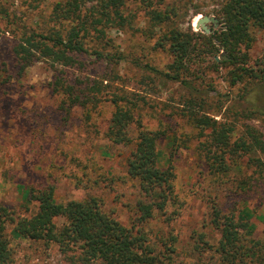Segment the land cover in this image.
<instances>
[{
  "label": "rangeland",
  "instance_id": "1",
  "mask_svg": "<svg viewBox=\"0 0 264 264\" xmlns=\"http://www.w3.org/2000/svg\"><path fill=\"white\" fill-rule=\"evenodd\" d=\"M55 1L0 0V9H7L12 20V24H6L0 17V78L9 79L0 84V202L18 215L29 214L35 208L25 206L21 188L44 183L53 184L55 200L60 203L95 197L123 225L145 233L159 264H210L217 258L207 247L216 245L220 234L209 217L212 200L227 212L237 214L244 209L243 219L249 224L251 236L264 238V152L253 154L263 163L261 175H250L256 167H245V156L233 164L228 175L216 177L204 160L207 153L199 147L210 129L200 136L198 128L181 113L187 97L194 96L199 101L197 110L235 126L231 140L245 133L247 127H254L264 141V96L255 97L259 89L254 88L255 82L249 80L246 89V79L232 85V66L220 63L223 50L192 62L188 78L193 87L164 79L160 71H167L171 55L155 44L157 27L150 26L148 8L138 0L125 3L128 23L107 31L111 42L100 49L104 56L89 51L69 67L35 60L21 69L13 51L21 34L19 28L52 25L49 14ZM220 2L164 0L155 6L176 12L169 17L167 27L191 26L205 33L195 29V21L205 14L215 16ZM206 25L218 29L221 23L218 21L216 27L211 22ZM252 36L247 66L260 73L264 70V29L253 28ZM57 75L80 86H101L103 98L89 111L88 118L79 106L68 115L58 109L63 97L52 88ZM113 93L134 104L133 121L127 128L132 138L139 126L164 132L157 141L159 164L172 166L175 176L177 203L169 205L165 215L142 223L136 221V202L141 193L136 180L126 173L132 142L116 144L106 137L115 108L106 97ZM248 175L253 176V187L234 192L232 184ZM62 222L61 218L56 220L58 225ZM11 228H7L10 264H83L77 250L63 251L56 243L16 237ZM201 233L203 240L198 237Z\"/></svg>",
  "mask_w": 264,
  "mask_h": 264
},
{
  "label": "trees",
  "instance_id": "2",
  "mask_svg": "<svg viewBox=\"0 0 264 264\" xmlns=\"http://www.w3.org/2000/svg\"><path fill=\"white\" fill-rule=\"evenodd\" d=\"M127 1L56 0L49 14L52 25L19 28L21 34L13 47L19 67L23 69L35 60L69 67L77 62L80 55L89 51L97 57L104 56L100 49L111 42L107 31L121 29L128 23L124 11ZM163 1L138 0L148 8L146 13L150 26L157 27L155 44L171 55L167 71H160L164 79L193 87L188 78L192 73V62L197 59L202 61L206 56L223 50L226 58L220 63L232 66L229 70L231 84L246 79V89L249 80H253L254 88H259L255 91L252 86L255 97L264 96V70L257 73L247 66V50L253 41L252 29H264V0H221L215 10V17L221 26L218 29L210 27L209 33L193 30L191 26L167 27L169 17L176 12L159 10L156 6ZM0 17L6 24H12L7 9H0ZM213 62L216 64L215 59ZM8 81L7 76L0 78V84ZM52 88L62 95L58 109L67 115L72 108L79 106L88 118L89 111L103 98L101 86H80L62 75H57ZM106 99L115 107L108 120L107 139L116 144L132 142L126 160V173L136 180L141 193L136 202L137 223L165 215L166 208L177 203L178 196L174 193L172 166L162 167L159 164L157 141L165 135L164 132L139 126L132 138L127 128L133 121L134 104L116 93ZM198 102L194 96L187 97L181 113L198 128L200 136L205 135V129H210L207 139L199 144L200 149L207 153L204 160L209 171L216 177L226 176L238 159L248 156L245 167L249 168L250 164L256 167L250 175H261L263 163L253 155L257 151L264 152V141L258 130L247 127L245 133L231 140L235 126L197 110L195 106H199ZM261 110L264 113V109ZM250 175L234 182L233 191L238 193L251 189L254 183H251L250 177L253 176ZM21 189L25 206L34 205L35 209L29 214L18 215L0 202V264H10L12 260L7 232L9 226L16 237L56 243L63 251L77 250L78 259L83 264L92 261L99 264L160 263L154 248L148 245L145 233L123 225L102 208L97 198L60 203L55 200L54 186L50 183L22 186ZM209 217L220 232L216 245L204 242L217 256L210 264H264V238L251 236L249 224L243 219L244 209L237 214L233 210L227 212L212 200ZM58 218L63 220L60 225L56 223ZM166 219L169 217L166 216ZM202 235L198 234L201 240Z\"/></svg>",
  "mask_w": 264,
  "mask_h": 264
},
{
  "label": "water",
  "instance_id": "3",
  "mask_svg": "<svg viewBox=\"0 0 264 264\" xmlns=\"http://www.w3.org/2000/svg\"><path fill=\"white\" fill-rule=\"evenodd\" d=\"M211 22L213 23V26L216 27L218 24V19L215 16H209V15H202L199 16L196 21H195V29L201 28L203 32L209 33V28L207 27V23ZM223 58L225 59L226 57L223 55ZM215 59H218L217 56H215Z\"/></svg>",
  "mask_w": 264,
  "mask_h": 264
}]
</instances>
